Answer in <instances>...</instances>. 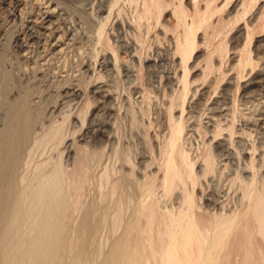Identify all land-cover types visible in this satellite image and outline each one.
<instances>
[{"label":"bare ground","instance_id":"obj_1","mask_svg":"<svg viewBox=\"0 0 264 264\" xmlns=\"http://www.w3.org/2000/svg\"><path fill=\"white\" fill-rule=\"evenodd\" d=\"M69 1L72 0H0L8 17L7 23L0 20V38L8 37L14 28L9 37L12 44L7 43L11 57L0 41V264H80L85 259L96 264H222L224 259L229 260L232 240L245 248L243 264H264V174L259 176L264 167V123L257 118L264 112L256 114L255 107L254 120H241L240 131L248 138L255 135L250 146L246 147V138L235 144L233 135L238 131L233 128L225 144L215 145V152L207 148L193 157L192 149L183 142L185 125L193 116L191 112L188 119L184 117L191 89L188 62L197 47L198 30L210 14L194 17L189 24L182 5L176 14L184 25L176 49L184 73L179 78L180 92L171 101L168 114L159 109L148 124L135 107L130 106L120 116L121 105L111 121L117 124L118 137L106 153L107 143L98 139L99 135L111 133L108 128L113 124L108 119L112 112L100 104L98 108L105 117L91 116L84 132L86 148H79L82 154L78 165L69 170L72 147L80 143L75 134L86 123L91 104L99 103V98L92 100L88 93L90 84L132 71L131 64L118 65L116 50L114 59L112 55L102 56L99 67L103 69L97 68V44L102 42L119 0H112L108 7L100 2L98 8L91 2L87 4L89 12L83 9L77 14L68 11ZM251 1L250 7L257 0ZM45 4L54 8L43 12ZM57 9L63 14L55 15ZM107 9L110 12L104 16ZM55 16L63 20L59 26L54 25ZM9 18L12 19L8 23ZM11 23H15L14 27ZM41 36L45 44L39 47ZM252 39L253 33L248 30L237 65L241 78L248 66L256 67L250 49ZM28 40L36 46L35 54L33 50L29 52L34 54V60L20 56L23 42ZM53 40L56 41L51 48ZM87 45L91 47L89 52ZM58 47L61 49L56 52ZM70 53L77 66L68 67ZM158 57L159 67L165 70L170 56L159 53ZM51 61H55L54 65ZM166 70L170 75V69ZM97 71L95 76L91 74ZM65 72L66 78L60 80L59 75ZM261 74L264 75V68ZM170 84L174 87V80ZM105 86L95 88L102 94L107 91L103 90ZM170 96L173 98V94ZM132 98L129 92V100ZM236 101L234 97V105ZM225 104L227 98L223 95L218 110ZM175 106L181 108L178 116L173 114ZM202 111L196 117L198 121L205 109ZM142 112L146 114L143 109ZM73 114L81 120L71 123ZM233 121L235 124V111ZM126 126L129 140H124ZM205 127V132H213L214 138L223 131L219 124L211 130ZM69 136L73 143L67 145ZM229 144H235L237 152H232ZM260 148L261 159L256 166L254 153ZM243 149L253 152L251 158H241ZM218 157L235 166V171L228 174V178L234 176L228 189L239 182L241 197L237 209H226L224 203L231 194L212 175ZM241 162L245 164L243 168ZM149 168L152 169L148 171ZM248 168L253 172L247 174ZM210 188L205 205L200 204ZM177 190L178 202H174L171 198ZM224 196L223 207L218 208L216 202ZM202 207L209 213L207 218L198 213ZM257 234L262 244L255 243Z\"/></svg>","mask_w":264,"mask_h":264},{"label":"rangeland","instance_id":"obj_2","mask_svg":"<svg viewBox=\"0 0 264 264\" xmlns=\"http://www.w3.org/2000/svg\"><path fill=\"white\" fill-rule=\"evenodd\" d=\"M111 1L112 0H72L69 1L68 4L66 3V6H68L67 9L71 14H77V11H82L83 9L88 11L90 5L87 4L91 2L92 4L94 3L95 8H98L100 2L106 3V7H108ZM251 3V0H119V3L113 9L111 20L102 38L103 40L97 44V49L100 51L97 68H99V71L103 69L99 67L102 56L107 57L112 55V59H114V50H116L118 65L123 67L126 64H131L132 71H130L129 75H126L123 71L119 75H109L102 80L99 79L90 84L88 93L91 95L92 100H94V98H99V103L91 104L88 110L89 113L86 116V123L83 128L75 134V138H77L80 143H74L72 147V152L68 161V169L72 170V168L78 165L82 154L79 148H86L85 142L87 137L85 139L84 132L89 127L88 123L91 116L93 115L94 117L99 115L100 118L105 117V113L101 110V107L106 106V109H110V112H112V116L108 119V123L110 124H113V116L118 112L121 105H123V109L118 112L120 116L126 114V110L130 106L135 107L140 115L143 116L142 118L144 121L148 124L156 118L157 110L159 111L160 109L164 114H168L171 101L176 98L180 92L182 84L179 78L182 77L184 73L181 55L176 53L178 46L177 41L182 38L184 28L183 23L179 21L176 15L179 13L181 5L188 14L186 19V23L188 24L191 23L194 17L210 14L208 21L198 30L196 38L197 47L193 52L192 58H190L188 62L191 89L186 101L184 117L188 119L191 116V112L193 116L189 118V121H187L185 125L183 136L185 147L192 149L191 154H193V157L201 155L207 148L215 152L216 144H225L228 141L231 128H233L234 131H238L233 135L235 144L239 139L246 138L248 141L246 147L250 146L251 142L255 140V135L248 138L240 131L241 120H254L252 112H254L255 107L258 109L256 114L264 112V75L261 74L264 68V59H258L260 56L264 58V29H262L264 27V0H257L255 5L250 7ZM49 8L53 9L54 6H52V4H45L42 6L43 12ZM58 11L59 9L55 11V15L59 13ZM17 12L18 14H16V16H19L20 12L16 10L15 13ZM109 12L110 9L104 11V16L108 15ZM59 14H63V11ZM6 15L5 6L0 5L1 23L4 21L7 23L6 19L8 17ZM55 18H57L54 22L55 26H59L60 23H63L61 18L58 19V16H55L54 19ZM11 19L12 18H9L7 20L8 23ZM34 19L35 18H30L29 20ZM41 21L42 18H40L38 22L40 23ZM15 23H11V25L14 27ZM178 23H180L179 26ZM247 23L248 26H250L249 28ZM12 29L11 31L13 32L14 28ZM248 30L253 33L250 49L252 50V57L256 67L253 69L248 66L247 69L243 71L244 77L242 76L241 78L239 77L240 70L237 65L241 56V49L247 41ZM12 32L8 34V37H4V39L3 37L0 38L4 49L7 50L6 54L8 57L13 55V53L10 52L11 49L8 50V46L10 45L7 44L8 41L9 43L12 42V38H9L12 36ZM22 37L23 36H21V38ZM41 41L39 47L45 44L44 36H41ZM55 41L56 40H53L51 48L55 45ZM29 42V40L23 42L24 46L20 50V56H22V58L32 59L34 57L36 46L34 41H31V43ZM223 47H226V49L224 50ZM86 48H88L87 52L91 49L88 45ZM59 49H61V47H58L55 51L57 52ZM32 50L34 54L29 53ZM159 53L161 56L167 54L170 56V59H168L165 64V70L159 67ZM64 57L61 58V62H58V65L62 64ZM87 59L88 58H86V60ZM32 60H34V58ZM75 61H77L75 56L73 53H70L69 60L67 61L69 64L68 67L73 66L72 64L77 66V62ZM43 63L44 62L41 61V64ZM54 63L55 61L50 62L52 65H54ZM91 68L93 69V67ZM166 69H170V75L167 73ZM99 71L91 72V74L95 76ZM28 72L30 71L28 70ZM75 74L78 75L79 72ZM66 75V72L61 73L59 75L60 80L66 78ZM169 76L170 79L168 78ZM171 80H174V87L170 84ZM96 85L111 86V89L108 90L109 88L105 86L103 90L107 91L99 94L98 90L95 88ZM75 90L78 91V93L81 92L78 88ZM129 92L133 95V100L130 99L131 101L129 100ZM170 94H173V98ZM223 95L227 98V104L218 110ZM101 96L105 97L101 98ZM234 97L237 98L236 105H234ZM246 102H248L247 105H245ZM100 104L101 107L98 108ZM191 105H193V107H190ZM173 108V114L178 116L181 113L179 112L181 108L176 106ZM213 108L215 110H213ZM142 109L146 112L145 115L142 114ZM204 109L205 113L201 116V119L199 118L200 121H198L196 117L199 115L198 113H202ZM234 111L236 116L235 124L233 121ZM71 118V123L77 121V119L81 120V117L79 118L77 114H73ZM257 118L262 120V124L264 123L263 115H257ZM215 123L216 125L219 124L223 128V131L221 135L215 136L214 138L213 132H205V126H208V130H211L216 126ZM79 124L81 125V121H78V125ZM116 129L117 124H113L112 127L108 128L111 133L107 132L104 136L99 135V142L107 143L108 147L106 148V153L110 148L109 146L117 140L118 135L115 134ZM124 129H126L123 131L125 135L124 140H129L128 127L126 126ZM153 129L154 127L150 128L151 134ZM72 141L73 137L69 136L66 140L67 145L73 143ZM133 141V139L130 140L132 144H134ZM257 143L258 141H256V144ZM235 144H229L230 150L234 153L237 152ZM261 150L260 148L254 153L256 166H258L259 160L261 159ZM252 153L253 152L249 149H243L241 158L245 157L249 159ZM199 163H202L201 157ZM241 163V167L243 168L245 164H243V162ZM242 168L240 169L242 170ZM151 169L152 168H149L148 171ZM136 170L141 172L138 168ZM221 170L223 172L222 175L220 172ZM233 171H235V166H231V163L229 164L226 160L221 161V158H217L215 173L212 175L215 181L220 179V182L224 184L223 190H227V192L231 194L229 200H226L224 203L228 210L237 209L241 197V190L238 189L239 182H236V185H234L232 189H228L230 181L234 178V176L228 178V174L230 175ZM251 172L253 171L248 168L247 174ZM142 174H144V171H142ZM263 174L264 167L261 169L259 176H263ZM210 190L211 188L203 194V198L199 201L200 204L205 205V200ZM177 192L179 191L177 190L171 198L174 202H178L176 199ZM161 195L162 192L158 194L159 197H161ZM225 199L226 197L224 196L216 202L218 208L223 207L222 202H224ZM170 203L171 202H169V204ZM203 207L198 209V213L207 218L209 213L204 210ZM238 238H242L241 233L238 234ZM255 239L257 240H255V243L262 244L263 240L259 234L255 235ZM228 249L231 252L229 260L224 259L222 264H243L245 248L240 247L236 240H232ZM92 250L93 249H91V251ZM85 260L83 261L85 262ZM83 261L79 263L83 264ZM90 261L88 260L84 264H96L92 262L93 260L90 259ZM151 264H154V261H152Z\"/></svg>","mask_w":264,"mask_h":264}]
</instances>
